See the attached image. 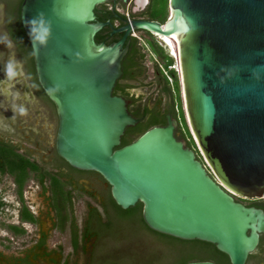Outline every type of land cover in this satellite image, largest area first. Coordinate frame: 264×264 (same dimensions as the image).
Here are the masks:
<instances>
[{
	"label": "water",
	"instance_id": "95a60500",
	"mask_svg": "<svg viewBox=\"0 0 264 264\" xmlns=\"http://www.w3.org/2000/svg\"><path fill=\"white\" fill-rule=\"evenodd\" d=\"M108 1H22L36 77L57 113V154L101 175L120 208L141 203L149 229L211 243L230 264H246L264 235V210L234 197H264V0H168L164 22L128 18L111 32L121 38L107 44L96 35L110 21H98L95 10ZM38 12L51 21V32L36 53L24 21ZM135 31L171 40L175 55L161 42L204 163L176 137L170 115L120 146L126 128L138 122L113 94Z\"/></svg>",
	"mask_w": 264,
	"mask_h": 264
},
{
	"label": "flooded vegetation",
	"instance_id": "af4514ba",
	"mask_svg": "<svg viewBox=\"0 0 264 264\" xmlns=\"http://www.w3.org/2000/svg\"><path fill=\"white\" fill-rule=\"evenodd\" d=\"M22 1L0 0V151L12 153L21 165L27 164V178L20 192L18 178L22 170L18 168L13 174L0 154L1 243L6 248H18V253L9 257L0 251V264H118L121 258L134 255L142 259L158 245L137 233L135 224L111 207L108 183L94 171L71 167L57 154V113L38 83L32 49L21 33ZM149 4L150 0L144 5L141 0H129L127 4L110 0L98 6L95 13L98 21H110V36L120 35V39L122 34L111 32L125 24L123 14H130V19H148ZM106 10L112 12L110 19L99 20L98 12L105 15ZM132 37L136 36L129 38L130 43ZM152 37L163 45L160 38ZM13 58L20 67L18 75L9 78L7 62ZM153 60L155 67L159 58L153 55ZM140 61L144 72L123 85L129 94L147 102L149 97L131 91L153 84L147 81L146 56ZM154 70L158 83L159 74ZM116 95L123 97L127 106L131 103L123 95ZM18 106L25 107L27 114L20 115ZM174 132L186 142L178 125Z\"/></svg>",
	"mask_w": 264,
	"mask_h": 264
},
{
	"label": "trees",
	"instance_id": "16d2710c",
	"mask_svg": "<svg viewBox=\"0 0 264 264\" xmlns=\"http://www.w3.org/2000/svg\"><path fill=\"white\" fill-rule=\"evenodd\" d=\"M167 4L168 0H150L149 9L147 13L148 19L158 20L164 22L167 17ZM106 9V5H103ZM105 15H100L98 12L99 20L105 21L110 19L112 12L106 10ZM131 15L127 16L123 14V23L126 22L125 19L130 18ZM113 21V20H111ZM112 23V22H111ZM111 26L104 27L97 35L96 41H104L107 44L119 39L120 35L110 36ZM22 36L26 39L25 34L21 31ZM149 36L146 39V44L149 47L151 54L159 58L155 64V69L158 71L159 80L158 85L160 86V91L166 94V101L163 103L160 95L153 102L152 107H149V103L145 101H140L139 98L129 94L123 85L125 80L133 79L136 75L144 72L142 69L141 59L146 56V47L142 44L137 37H132L131 43L129 45V51L122 62V76L118 79L113 93L121 94L126 99H129L131 103L128 105L129 113L135 117L138 122L135 126L127 127L124 135L121 139V145H126L134 140V136L139 135L153 126H162L166 123L165 114H170L178 122V131L181 136L186 140V143L191 147L197 158L203 162L198 150L196 149L195 143L191 137L188 127L185 122V118L182 111L180 92L178 78L173 66V59L168 55L164 47L158 44V42L152 37L151 34L147 33ZM139 59V62H136ZM134 66L137 67L134 70ZM170 80V81H169ZM162 107L164 110H162ZM2 158H5L8 162L9 170L16 175V170L20 168L22 171L21 176L18 178V184L20 187V192L22 186L27 178L26 167L27 164L21 165L17 163L16 156L12 153H7L6 151H0ZM4 156V157H3ZM209 171V170H208ZM210 173V172H209ZM210 175H212L210 173ZM108 203L112 208H115L120 216L126 220L131 221L135 224V231L137 233H142L147 239L152 240L154 244H157V248L146 257L144 256L140 260V264H179L186 263L190 261H213L216 264H230L228 257L216 249L215 245L207 242H202L198 240H180L167 235L157 233L149 229L144 223L141 216V203H137L135 206L128 209L120 208L110 197L109 191L107 192ZM235 200L244 203L247 206H255L262 208L264 210V197L260 199H244L235 196ZM164 249L161 253V249ZM264 261V235H261L258 246L255 251L251 253L247 259L246 264H251L252 262L259 263Z\"/></svg>",
	"mask_w": 264,
	"mask_h": 264
},
{
	"label": "rangeland",
	"instance_id": "374dc122",
	"mask_svg": "<svg viewBox=\"0 0 264 264\" xmlns=\"http://www.w3.org/2000/svg\"><path fill=\"white\" fill-rule=\"evenodd\" d=\"M134 35L139 39V41L145 45V51H146V66H147V81L151 82L153 81L152 86L150 87H137V88H132L131 91L132 92H136L137 95L139 94H144L145 96L149 97L150 100H148L147 102L149 103L150 106L153 105V101L154 99H156L158 97V95L161 96L163 103L166 101V94L162 93L160 91V86L158 85L157 81H156V77H155V67H154V60H153V55L151 56V52L149 51V47L146 44V39L149 38V36L143 32V31H139V32H135ZM155 40L158 42L159 45H161L163 47V45L160 43L159 40H157L155 38ZM170 81V80H169ZM148 99V98H147ZM1 187V186H0ZM2 232L0 230V251L3 253L4 256L9 257L11 255H16L18 252V248L16 247H4L2 246ZM155 249H160L157 248L155 246H153L150 250V253L155 250ZM65 250L67 251L68 248H65ZM163 248L161 249V253L163 252ZM140 256H133V257H124L121 258L118 264H140ZM251 264H255L254 262H252Z\"/></svg>",
	"mask_w": 264,
	"mask_h": 264
},
{
	"label": "clouds",
	"instance_id": "9594fccd",
	"mask_svg": "<svg viewBox=\"0 0 264 264\" xmlns=\"http://www.w3.org/2000/svg\"><path fill=\"white\" fill-rule=\"evenodd\" d=\"M25 25L28 27V35L33 43L34 51L37 53L39 47L44 45L51 32V21L46 19L43 12H38L31 19L24 21ZM20 67L19 63L13 58L7 62L6 74L9 78H14L18 75L17 69ZM264 68V66H261ZM55 88H59V85H56ZM53 89H49L52 91ZM18 112L20 115H26L27 109L23 106H18Z\"/></svg>",
	"mask_w": 264,
	"mask_h": 264
},
{
	"label": "bare ground",
	"instance_id": "6f19581e",
	"mask_svg": "<svg viewBox=\"0 0 264 264\" xmlns=\"http://www.w3.org/2000/svg\"><path fill=\"white\" fill-rule=\"evenodd\" d=\"M143 3H144V0H141ZM137 2V1H136ZM160 37V39L164 42V43H166L167 45H169L170 47H171V54L172 55H175L174 54V49H173V46H172V42H171V40L167 37V36H165V35H160L159 36Z\"/></svg>",
	"mask_w": 264,
	"mask_h": 264
}]
</instances>
